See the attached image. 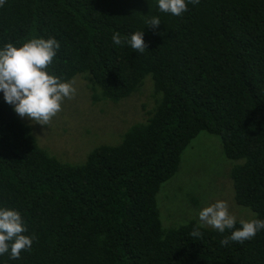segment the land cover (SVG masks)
<instances>
[{"label": "trees", "instance_id": "16d2710c", "mask_svg": "<svg viewBox=\"0 0 264 264\" xmlns=\"http://www.w3.org/2000/svg\"><path fill=\"white\" fill-rule=\"evenodd\" d=\"M136 31L144 52L113 44L114 33ZM34 37L60 42L49 72L79 75L92 104L132 97L125 103L140 112L71 163L41 146L0 93V205L36 237L0 264H264V231L222 246L230 231L195 218L164 227L156 201L205 131L232 160L235 202L264 219V0H199L181 16L157 0H6L0 46Z\"/></svg>", "mask_w": 264, "mask_h": 264}, {"label": "rangeland", "instance_id": "374dc122", "mask_svg": "<svg viewBox=\"0 0 264 264\" xmlns=\"http://www.w3.org/2000/svg\"><path fill=\"white\" fill-rule=\"evenodd\" d=\"M78 76L69 80L75 81L76 95L64 100L62 110L48 124L41 125L19 116L32 126L41 146L71 163L85 160L87 153L99 142H113L125 122L140 112L137 110L139 103L131 106L125 103L132 97L116 102L117 107L92 104L87 87ZM144 81L152 82L150 76H146ZM139 97L141 100L145 98L138 94L136 99ZM230 161L223 154L218 136L205 131L197 134L183 151L175 175L162 183L157 192L162 225L177 226L190 218L199 221V211L217 200L227 201L230 212L237 219L252 217L253 212L249 208L235 202L232 180L227 175L232 165Z\"/></svg>", "mask_w": 264, "mask_h": 264}, {"label": "clouds", "instance_id": "9594fccd", "mask_svg": "<svg viewBox=\"0 0 264 264\" xmlns=\"http://www.w3.org/2000/svg\"><path fill=\"white\" fill-rule=\"evenodd\" d=\"M5 3L6 0H0V7ZM198 3L199 0H157L160 12L174 16L188 11L189 4ZM160 24L158 16L147 20V25L153 29ZM112 40L114 45H128L139 52L146 50L144 31H136L124 39L119 33H114ZM60 47V42L54 37H34L19 45L7 43L0 46V93L21 118L46 125L62 110L64 100L76 95L74 80H62L48 70ZM198 219L201 226H210L221 234L230 231V235L220 241L222 246L232 242L243 243L264 231V219L237 220L225 200L203 207ZM26 233L28 226L21 213L0 205V256L8 254L10 259L18 260L22 251L30 250L36 237ZM193 235L199 236V230Z\"/></svg>", "mask_w": 264, "mask_h": 264}]
</instances>
